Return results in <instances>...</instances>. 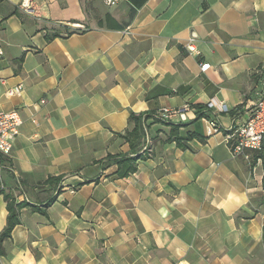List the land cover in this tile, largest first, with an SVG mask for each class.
<instances>
[{
    "label": "crops",
    "instance_id": "obj_1",
    "mask_svg": "<svg viewBox=\"0 0 264 264\" xmlns=\"http://www.w3.org/2000/svg\"><path fill=\"white\" fill-rule=\"evenodd\" d=\"M20 5L0 0V112L24 119L0 187L18 203L53 201L46 215L21 211L0 264H264V161L234 157L226 139L234 110L255 102L264 0ZM154 113L131 154L130 116ZM172 125L187 148L169 140ZM145 151L116 177L109 155ZM7 219L0 196V234Z\"/></svg>",
    "mask_w": 264,
    "mask_h": 264
},
{
    "label": "built area",
    "instance_id": "obj_2",
    "mask_svg": "<svg viewBox=\"0 0 264 264\" xmlns=\"http://www.w3.org/2000/svg\"><path fill=\"white\" fill-rule=\"evenodd\" d=\"M126 0H104L107 6L113 7ZM33 0H21V8L31 13L33 11ZM188 50L196 52L195 39H191L188 43ZM4 52L0 49V55ZM202 72H206L210 65L203 63L200 66ZM259 73L258 90L255 92V102L244 111L242 109L234 110V123L229 127L226 135L227 144L232 151L234 157H242L249 159V152H256L259 159L264 161V62ZM24 91L23 85H18L8 91L10 96L21 95ZM46 101L43 100L42 104ZM210 109H219L222 112L229 110L223 103L211 101L208 104ZM243 113V114H242ZM245 114L244 117L241 116ZM160 119V115H154ZM181 119L186 120L184 113H181ZM24 125V119L18 109L0 112V176L8 167L7 161L13 157L21 128ZM210 131L220 132L217 122L210 123ZM20 183V182H19Z\"/></svg>",
    "mask_w": 264,
    "mask_h": 264
},
{
    "label": "trees",
    "instance_id": "obj_3",
    "mask_svg": "<svg viewBox=\"0 0 264 264\" xmlns=\"http://www.w3.org/2000/svg\"><path fill=\"white\" fill-rule=\"evenodd\" d=\"M136 7L142 6L146 0H132ZM60 33H54L51 37L48 36V40L52 38L59 37ZM154 114H132L130 116V121L134 123V128L131 131H127L125 134L120 135L122 138L126 140L130 144L132 153L131 154H137L138 146H140L142 142V138H144V122L148 120H153L154 122H161L160 119H157L154 117ZM198 118H202V115L198 113ZM168 124V123H167ZM179 125H172L171 130V136L169 138L170 141H175L178 146L187 148V145L182 144V139L179 138L177 134ZM193 138H199L201 140H204L202 137H200L197 134L191 135L189 138L185 139L186 142L192 140ZM146 151L140 155L132 156L131 154H121L108 156V160L117 165L118 169L116 172L117 178H127L130 175L136 173L138 171V162L139 160L147 159V156L145 155ZM62 178H50L46 181V184H50L53 182H59ZM0 196H4L5 201L7 202V210H8V219H7V226L5 230L0 234V254H3V251L1 249L3 242L6 239L11 238L12 232L14 228L20 223V214L21 211L26 208L30 207L32 211L38 212L41 214L46 215L47 214V207L50 206L53 200L49 201L44 207H39L36 205H31L29 202L23 201L18 203L16 199L9 193H7L4 189L0 187Z\"/></svg>",
    "mask_w": 264,
    "mask_h": 264
},
{
    "label": "rangeland",
    "instance_id": "obj_4",
    "mask_svg": "<svg viewBox=\"0 0 264 264\" xmlns=\"http://www.w3.org/2000/svg\"><path fill=\"white\" fill-rule=\"evenodd\" d=\"M81 29V28H80ZM79 30V28H64V29H53V31H56L57 33H63V34H70L73 31ZM54 32V33H56ZM146 136V130L144 129V137ZM146 138V137H145Z\"/></svg>",
    "mask_w": 264,
    "mask_h": 264
}]
</instances>
